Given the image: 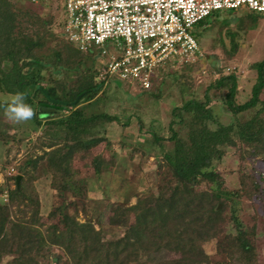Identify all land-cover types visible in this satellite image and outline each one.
<instances>
[{
    "label": "trees",
    "instance_id": "16d2710c",
    "mask_svg": "<svg viewBox=\"0 0 264 264\" xmlns=\"http://www.w3.org/2000/svg\"><path fill=\"white\" fill-rule=\"evenodd\" d=\"M46 5L49 9L43 15ZM232 10H215L194 25L202 26L206 20L218 23L219 31L230 41V49L222 47L227 58L234 56L238 45L235 31H222L230 23L223 12ZM247 11L235 18L241 28L257 22V14H263ZM65 19L64 0H0V92H23L33 109L31 119L14 125L19 133L0 130L6 155L9 138L29 142L27 153L0 181L2 198L4 191L7 194L0 201V261L6 256V264H39L51 260L48 250L56 246L70 264H143L160 249L178 255L152 264H208L203 245L223 234L226 261L220 264H259L255 224L244 223L240 203L261 200L264 195V47L260 58L249 65L252 75L247 78V90L239 88L234 71L220 68L196 94L189 92L185 69L178 73L168 68L173 79L179 80L180 102L170 109L165 122L167 136L147 131L154 143L147 150L157 158L160 155L164 174L156 190L137 195L133 204L120 207L133 214V224L120 235L107 237L90 220L79 221L68 211L87 197V184L75 176L72 159L103 141L106 123L119 122L118 114L99 110L98 98L112 80H127L99 76L105 55L93 44L79 49L67 39ZM201 57L180 63L191 68ZM156 74H151L147 88L131 83L158 97L162 81L154 82ZM212 96L219 97L221 111L212 103ZM8 101L0 100L2 110ZM40 106L55 112L44 115ZM224 113L230 117L228 122L220 119ZM129 115L123 125L130 121ZM229 148L238 158L235 187L225 186L218 169ZM107 162L93 159L96 177L107 168ZM247 162L251 166L246 169ZM42 175L49 177L50 187L62 199L48 213L57 221L48 224L39 220L40 201L34 183Z\"/></svg>",
    "mask_w": 264,
    "mask_h": 264
},
{
    "label": "rangeland",
    "instance_id": "374dc122",
    "mask_svg": "<svg viewBox=\"0 0 264 264\" xmlns=\"http://www.w3.org/2000/svg\"><path fill=\"white\" fill-rule=\"evenodd\" d=\"M48 9L49 6H44L41 13L44 15ZM247 13L245 6L235 8L231 12H223L226 17H230V23L222 31H235L234 39L238 43L232 58L225 57L223 53L224 49H230V41L224 32L219 31L218 23L206 20L204 25H196L194 30L202 57L191 68L182 65L174 57L157 67L154 70V74L157 73L154 82L162 81L158 97L153 98L147 92H142L140 87L129 80L127 82L112 80L110 86L104 87L102 94H99L97 106L100 111L118 114L120 120L106 123L103 132L104 139L99 145L73 156L75 176L87 184V197L78 201L75 208L68 207V211L74 214L79 221L90 220L94 227L96 229L100 227L107 237L120 235L125 227L133 224L134 220L129 210L120 207L133 204L137 195L157 189L159 178L165 170L160 155L157 158L150 150H147L154 146L147 131L152 129L167 136L165 122L169 118L170 109L179 104L181 96L178 91L179 80L173 79L172 75L167 72L168 68L178 73L185 69L188 72L186 79L190 87L189 92L193 91L196 94L201 92L209 80L217 75L216 71L220 68H224L225 71H234L239 79V88L247 90L249 87L247 78L252 75L249 65L260 58V52L264 47L263 14H257V22L253 20L242 28L236 25L235 18ZM105 45L109 51L114 48L111 42H106ZM216 95L219 96V93ZM9 97L10 95L0 92V100L8 101ZM241 99L242 97L239 96L238 100ZM212 103L221 111L218 107L219 97L212 96ZM48 112L55 111L48 110ZM130 113L132 115H129ZM128 115L130 121L127 125H123L122 121ZM220 119L222 122H228L230 117L224 113L221 114ZM16 123L17 121L9 119L5 110L0 108V130L11 135L19 133V127L14 126ZM30 137L33 140L35 134L32 132ZM16 141V138H9L6 143V146L10 148L7 155L4 144L0 141V181L4 180L6 169L13 166L27 153L29 147L27 139H23L21 143ZM95 158L108 161L107 168L98 177L94 175L92 166ZM250 166L248 162L245 163L246 169ZM218 169L223 175L225 186L235 187L237 185L238 158L232 148L228 149ZM34 183L40 201V222L44 224L56 222L57 218L49 217L48 213L59 205L62 199L57 197L50 187L48 176H39ZM0 201L3 202L1 194ZM240 217L248 226L255 224L254 244L257 259L259 264H264V195L261 200H242ZM203 247L209 258L208 264H220L226 261V240L223 234L205 243ZM48 253L51 260H44L39 264H70L66 255L60 252L58 247L51 246ZM177 255L174 252L160 249L147 256L142 263L152 264ZM8 260L9 257L4 256L0 264H6Z\"/></svg>",
    "mask_w": 264,
    "mask_h": 264
},
{
    "label": "built area",
    "instance_id": "2783aa9c",
    "mask_svg": "<svg viewBox=\"0 0 264 264\" xmlns=\"http://www.w3.org/2000/svg\"><path fill=\"white\" fill-rule=\"evenodd\" d=\"M240 6L264 14V0H64L63 32L79 49L92 44L100 48L105 62L99 76L147 88L151 74L169 58L189 62L200 54L193 32L199 20ZM12 171V166L6 169Z\"/></svg>",
    "mask_w": 264,
    "mask_h": 264
},
{
    "label": "clouds",
    "instance_id": "9594fccd",
    "mask_svg": "<svg viewBox=\"0 0 264 264\" xmlns=\"http://www.w3.org/2000/svg\"><path fill=\"white\" fill-rule=\"evenodd\" d=\"M5 114L14 121H25L33 116L32 107L25 101V94L17 91L12 93L6 106Z\"/></svg>",
    "mask_w": 264,
    "mask_h": 264
},
{
    "label": "water",
    "instance_id": "95a60500",
    "mask_svg": "<svg viewBox=\"0 0 264 264\" xmlns=\"http://www.w3.org/2000/svg\"><path fill=\"white\" fill-rule=\"evenodd\" d=\"M79 97V96H78ZM77 97V98H78ZM39 110L41 111V112H45L44 114H46V112L48 111V110H54L53 108H49V107H45V106H40L39 107ZM20 178V174H17L16 175V178H15V182L17 183L18 182V179Z\"/></svg>",
    "mask_w": 264,
    "mask_h": 264
}]
</instances>
